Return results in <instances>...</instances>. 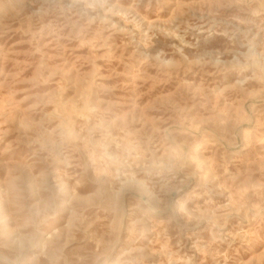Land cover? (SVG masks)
I'll return each instance as SVG.
<instances>
[{
	"label": "rangeland",
	"instance_id": "374dc122",
	"mask_svg": "<svg viewBox=\"0 0 264 264\" xmlns=\"http://www.w3.org/2000/svg\"><path fill=\"white\" fill-rule=\"evenodd\" d=\"M0 264H264V0H0Z\"/></svg>",
	"mask_w": 264,
	"mask_h": 264
}]
</instances>
